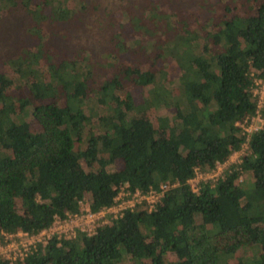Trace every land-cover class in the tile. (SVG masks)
Returning a JSON list of instances; mask_svg holds the SVG:
<instances>
[{
  "label": "trees",
  "instance_id": "1",
  "mask_svg": "<svg viewBox=\"0 0 264 264\" xmlns=\"http://www.w3.org/2000/svg\"><path fill=\"white\" fill-rule=\"evenodd\" d=\"M257 81L264 0H0V232L38 234L82 202L97 212L126 184L179 183L155 211L54 238L25 264H264V126L224 178L189 182L247 142L237 123L256 115ZM140 88L154 93L136 104Z\"/></svg>",
  "mask_w": 264,
  "mask_h": 264
},
{
  "label": "built area",
  "instance_id": "2",
  "mask_svg": "<svg viewBox=\"0 0 264 264\" xmlns=\"http://www.w3.org/2000/svg\"><path fill=\"white\" fill-rule=\"evenodd\" d=\"M255 94L258 96L257 112L252 118H247L243 122L237 123L247 136V142L242 146L240 151H244L241 156L249 152L248 141L250 135L263 128L264 117L261 114L264 108V81H257ZM240 162V163H241ZM229 160L223 164H218L212 172H202L196 169V176L190 180L191 187L195 193H199L202 183H216L219 179L224 178L226 171L233 166ZM179 186V183L162 184L159 189H151L148 192L141 190H131L129 184L119 188L114 204L104 207L99 211H92L90 205L86 202L81 203V210L77 213H66L64 216H56L52 225L38 234H30L19 230L16 233L0 232V260L8 261L10 264H25L30 254L37 251L39 246L46 247L56 238L61 242L71 241L83 234L87 237H94L99 230L105 226L113 225L115 221L121 219L126 212L134 211L143 207L148 212H153L157 206L162 203L166 193Z\"/></svg>",
  "mask_w": 264,
  "mask_h": 264
},
{
  "label": "rangeland",
  "instance_id": "3",
  "mask_svg": "<svg viewBox=\"0 0 264 264\" xmlns=\"http://www.w3.org/2000/svg\"><path fill=\"white\" fill-rule=\"evenodd\" d=\"M194 6H195V4H194ZM194 8H196L195 12H194L196 14L197 12H199L200 9H207L208 6L207 5H203V6L199 5L198 6L196 4V7H194ZM180 15H181V17L187 18L184 15V13H182ZM116 17L119 18L120 15H115V18ZM103 20L105 21V16L104 15H103ZM90 25H92L91 22H90ZM116 26H117V30L118 31L121 30L122 33H124L130 40L138 38L137 37L138 34H135V31L132 30V27L129 26V23H122V24H119V25L117 24ZM140 42H137L138 46L144 45V43H140ZM135 64L139 65L138 62L137 63L135 62ZM164 66H165V64L163 62H161V63H159V64H157L155 66V69H157V70H159L160 68L163 69ZM149 67H150L149 65H145L144 66V68H149ZM178 68L179 67H178L176 62H171L170 67L166 68L168 70V74H167L168 77L166 79H164L166 81H162V84L167 85V91L169 90L170 93H174V92L178 91V89H177L178 80H179V77H181V74H180ZM107 70L105 72L101 71L100 74H98V76H96V79H98V77H99V80H100L101 83H103L104 77L105 78L107 76L110 77L111 67L109 66ZM153 93H154V90H152V88H140V89L135 90L132 93V96H133V99L136 102V104H139V103L141 104V103L144 102L145 98L149 97L150 94H153ZM169 112L168 113L160 112V114H161V116L169 117V116H171V114H169ZM171 117H173V115ZM243 153H244V151H239V152L234 153L231 156V158L229 159V162H230L229 164H231V165H239L240 162H241V156H242ZM121 164H117L115 169H119L121 167ZM240 181H244L245 183H250L252 181V176L249 175V174H245V176L243 178L242 177L240 178ZM86 203H89V202H86ZM22 205H23V202L21 200H19L18 203H17L18 212H22ZM147 243H151V239L148 238L147 239ZM168 259L172 263L176 262V258H175L174 254L168 255ZM127 264H131V263L127 262ZM230 264H239V261H238V259H235V260L231 261Z\"/></svg>",
  "mask_w": 264,
  "mask_h": 264
}]
</instances>
